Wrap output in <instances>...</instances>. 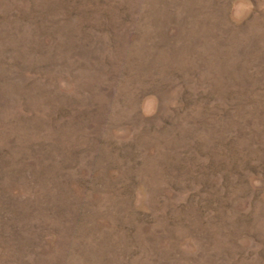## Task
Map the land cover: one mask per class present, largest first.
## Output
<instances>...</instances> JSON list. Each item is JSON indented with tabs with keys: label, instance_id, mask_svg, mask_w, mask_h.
I'll return each mask as SVG.
<instances>
[{
	"label": "rangeland",
	"instance_id": "374dc122",
	"mask_svg": "<svg viewBox=\"0 0 264 264\" xmlns=\"http://www.w3.org/2000/svg\"><path fill=\"white\" fill-rule=\"evenodd\" d=\"M0 264H264V0H0Z\"/></svg>",
	"mask_w": 264,
	"mask_h": 264
}]
</instances>
